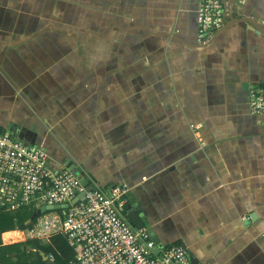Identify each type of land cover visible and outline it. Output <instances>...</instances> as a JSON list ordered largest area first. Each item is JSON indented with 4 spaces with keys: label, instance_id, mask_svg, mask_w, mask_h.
Here are the masks:
<instances>
[{
    "label": "crops",
    "instance_id": "crops-1",
    "mask_svg": "<svg viewBox=\"0 0 264 264\" xmlns=\"http://www.w3.org/2000/svg\"><path fill=\"white\" fill-rule=\"evenodd\" d=\"M223 4L201 41L198 0H0V131L127 183L125 217L191 264H264V0Z\"/></svg>",
    "mask_w": 264,
    "mask_h": 264
},
{
    "label": "built area",
    "instance_id": "built-area-1",
    "mask_svg": "<svg viewBox=\"0 0 264 264\" xmlns=\"http://www.w3.org/2000/svg\"><path fill=\"white\" fill-rule=\"evenodd\" d=\"M224 14L223 0H198L201 41L222 26ZM248 98L252 113H264V85L249 88ZM91 184L66 166L53 169L39 146L0 131V208L35 212L42 204L60 206L27 221L28 239L49 243L64 237L73 251L69 264H191L186 247L158 245L146 228L127 220V183Z\"/></svg>",
    "mask_w": 264,
    "mask_h": 264
},
{
    "label": "trees",
    "instance_id": "trees-1",
    "mask_svg": "<svg viewBox=\"0 0 264 264\" xmlns=\"http://www.w3.org/2000/svg\"><path fill=\"white\" fill-rule=\"evenodd\" d=\"M0 217L7 222L0 231L7 229H24L31 218L33 210L22 207L15 212H9L0 208ZM41 252L49 256L44 260ZM73 257V251L66 239L60 235L51 238L49 244L38 240L29 239L11 244L0 243V264H69Z\"/></svg>",
    "mask_w": 264,
    "mask_h": 264
},
{
    "label": "water",
    "instance_id": "water-1",
    "mask_svg": "<svg viewBox=\"0 0 264 264\" xmlns=\"http://www.w3.org/2000/svg\"><path fill=\"white\" fill-rule=\"evenodd\" d=\"M223 25V24H222ZM220 28V27H219ZM219 28H217V29H219ZM259 28H260V26H259ZM259 28H258V26H256L255 27V29L257 30V31H259ZM216 29V30H217ZM261 29V28H260ZM66 164H67V166H68V168L69 169H71V171L81 180V182L84 184V185H86V186H91L92 184L89 182V180H88V178H86V176H85V167L83 166V165H78V164H76V163H74V162H72V161H67L66 162ZM81 197H82V194L80 195ZM127 196H129V192L127 193ZM128 199H131V198H128ZM74 200H76V198L74 199ZM60 206L59 205H45V204H42L34 213H33V216L32 217H35L37 214H39V213H42V212H44L45 210H47V209H52V208H59ZM134 211H135V213H136V215H138L140 218H141V223H142V225H145V226H148V222H147V220H145L144 218H143V216H142V214H140L138 211H136L135 209H134ZM127 219H128V221H131V224L134 226V227H136L135 225H136V222L135 223H133V221H132V219H131V217H130V214H128V216H127ZM140 227H142L141 225H140ZM147 229V231H148V233H149V235L151 236V238L152 239H154V241L157 243V238H156V236H155V234L152 232V233H150L151 232V230H149L148 228H146ZM159 245V244H158Z\"/></svg>",
    "mask_w": 264,
    "mask_h": 264
}]
</instances>
